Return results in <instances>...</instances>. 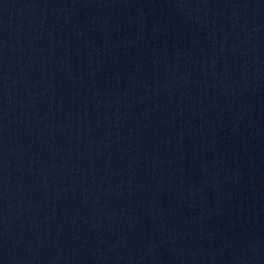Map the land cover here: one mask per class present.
Returning <instances> with one entry per match:
<instances>
[{
    "label": "water",
    "instance_id": "water-1",
    "mask_svg": "<svg viewBox=\"0 0 264 264\" xmlns=\"http://www.w3.org/2000/svg\"><path fill=\"white\" fill-rule=\"evenodd\" d=\"M0 264H264V0H0Z\"/></svg>",
    "mask_w": 264,
    "mask_h": 264
}]
</instances>
